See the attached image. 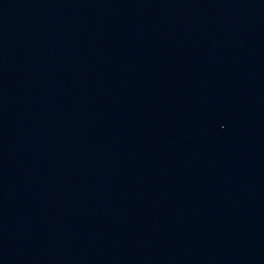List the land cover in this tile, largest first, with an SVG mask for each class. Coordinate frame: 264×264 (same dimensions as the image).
Wrapping results in <instances>:
<instances>
[{
    "label": "water",
    "instance_id": "obj_1",
    "mask_svg": "<svg viewBox=\"0 0 264 264\" xmlns=\"http://www.w3.org/2000/svg\"><path fill=\"white\" fill-rule=\"evenodd\" d=\"M0 264H264V0H0Z\"/></svg>",
    "mask_w": 264,
    "mask_h": 264
}]
</instances>
